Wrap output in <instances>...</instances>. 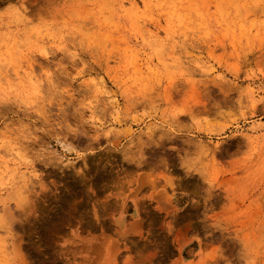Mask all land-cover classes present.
I'll list each match as a JSON object with an SVG mask.
<instances>
[{"label":"rangeland","instance_id":"1","mask_svg":"<svg viewBox=\"0 0 264 264\" xmlns=\"http://www.w3.org/2000/svg\"><path fill=\"white\" fill-rule=\"evenodd\" d=\"M0 221V264H264V0H0Z\"/></svg>","mask_w":264,"mask_h":264},{"label":"snow or ice","instance_id":"2","mask_svg":"<svg viewBox=\"0 0 264 264\" xmlns=\"http://www.w3.org/2000/svg\"><path fill=\"white\" fill-rule=\"evenodd\" d=\"M184 166H185V167H188V168H189V171L191 170L190 162H186V164H185Z\"/></svg>","mask_w":264,"mask_h":264},{"label":"bare ground","instance_id":"3","mask_svg":"<svg viewBox=\"0 0 264 264\" xmlns=\"http://www.w3.org/2000/svg\"><path fill=\"white\" fill-rule=\"evenodd\" d=\"M130 5H131V3H130ZM134 8V7H133ZM135 9V8H134ZM133 10V9H132ZM136 14V13H135ZM137 23V22H136ZM25 171V170H24ZM22 177H24L23 175H22ZM1 222V221H0ZM3 223V222H2ZM1 224V223H0ZM2 225V224H1ZM3 227H5V226H3ZM7 227H8V225H7Z\"/></svg>","mask_w":264,"mask_h":264}]
</instances>
